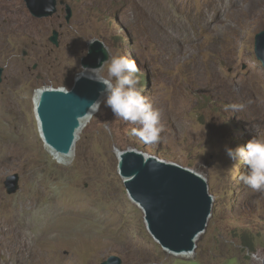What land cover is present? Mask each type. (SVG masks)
Returning <instances> with one entry per match:
<instances>
[{"label": "rangeland", "instance_id": "rangeland-1", "mask_svg": "<svg viewBox=\"0 0 264 264\" xmlns=\"http://www.w3.org/2000/svg\"><path fill=\"white\" fill-rule=\"evenodd\" d=\"M56 1L53 14L39 15L27 0H0V227L15 226L30 251L16 254L14 264H101L112 254L123 264H263L264 193L240 182L246 166L225 147L264 137V65L256 42L264 0ZM215 9L229 14L206 29L203 20ZM55 31L58 45L50 40ZM92 38L136 61L138 87L160 110L164 131L159 142L145 144L130 134L134 125L101 103L71 162L62 163L40 135L33 96L45 83L70 88ZM233 103L245 107L226 110ZM129 147L208 181L212 213L191 254L166 251L149 232L118 167ZM15 172L20 189L9 193L5 180ZM246 229L258 235L252 246L244 242Z\"/></svg>", "mask_w": 264, "mask_h": 264}, {"label": "water", "instance_id": "water-1", "mask_svg": "<svg viewBox=\"0 0 264 264\" xmlns=\"http://www.w3.org/2000/svg\"><path fill=\"white\" fill-rule=\"evenodd\" d=\"M27 2L39 15L56 11V0ZM71 17L68 8L66 19ZM50 40L58 45L59 33L55 31ZM89 41L95 42H87L88 53L81 57L83 69L76 73L70 88L45 83L35 89L33 96L40 135L50 153L62 163L71 162L80 132L95 114L89 111L90 103L104 99L99 95L102 85L89 78L87 69L98 67L100 61L106 60L105 48L110 50V47L99 38ZM256 42L261 46L257 54L264 65V31ZM3 71L0 66V82ZM37 91L40 93L36 101ZM118 167L130 197L144 211L147 228L156 241L168 252L191 254L212 213L214 194L208 181L191 168L138 147L121 151ZM5 185L9 193L18 191L19 173L8 175ZM101 264H123V259L112 254Z\"/></svg>", "mask_w": 264, "mask_h": 264}, {"label": "clouds", "instance_id": "clouds-1", "mask_svg": "<svg viewBox=\"0 0 264 264\" xmlns=\"http://www.w3.org/2000/svg\"><path fill=\"white\" fill-rule=\"evenodd\" d=\"M105 51L108 58L100 61L98 67L87 69L89 78L102 85L99 95L104 97L103 100L91 102L89 111L96 113L101 103H104L116 120L134 125L130 133L132 136L145 144L159 142L164 131L161 112L138 87L140 81L136 61L119 49L114 53L107 48ZM105 67L107 75H100ZM244 107V104L233 103L227 105L226 110H241ZM225 151L230 158L246 166L247 171L239 176L240 182L254 191L264 193V137L253 136L246 145L234 149L226 146Z\"/></svg>", "mask_w": 264, "mask_h": 264}, {"label": "bare ground", "instance_id": "bare-ground-1", "mask_svg": "<svg viewBox=\"0 0 264 264\" xmlns=\"http://www.w3.org/2000/svg\"><path fill=\"white\" fill-rule=\"evenodd\" d=\"M152 1H155V0H152ZM160 1V0H159ZM155 3V2H154ZM187 3V2H186ZM184 4V3H183ZM186 5V4H185ZM178 8V7H177ZM209 8H212V5L209 4ZM185 9V8H184ZM186 10V9H185ZM189 10V8H188ZM191 10V11H190ZM190 14H192V16L195 14V11L190 7ZM184 13V12H183ZM224 13H222L220 10L218 9H215V10H211V12L208 14L207 18L204 21V26L206 29H208L211 25V23L213 22V20L215 19H218L220 18ZM229 13L227 11L226 14H224V17L225 15L227 16ZM185 16V15H184ZM187 16V15H186ZM222 18V17H221ZM188 19V18H187ZM180 20L182 21V19L180 18ZM153 21V20H152ZM154 22V21H153ZM180 22V21H179ZM185 22V21H184ZM183 23V21H182ZM181 23V24H182ZM189 26V25H187ZM179 28V27H178ZM198 28V26H197ZM172 29V28H171ZM170 29V30H171ZM182 29V28H181ZM201 29V28H200ZM180 31V30H179ZM178 31V33H179ZM181 32V31H180ZM174 33V32H173ZM177 34V33H175ZM180 34V33H179ZM169 36V35H168ZM179 36V35H177ZM40 91H37V94H36V101H37V98H38V95H39ZM120 154L121 152L119 153V158H120ZM43 218L45 220H47L45 223H44V228L46 229L47 227H49V217L44 214ZM15 226H12L10 228H5V227H0V264H14V260L13 258H15L16 254H22V255H26L29 254L30 255V251L28 250L27 246V242L26 241H21L20 239H18L17 237V231H16V227L14 228ZM78 233V232H77ZM7 237H6V236ZM18 244L20 245L19 247H16L18 246ZM7 245H11L12 248H9ZM23 257V256H21Z\"/></svg>", "mask_w": 264, "mask_h": 264}, {"label": "trees", "instance_id": "trees-1", "mask_svg": "<svg viewBox=\"0 0 264 264\" xmlns=\"http://www.w3.org/2000/svg\"><path fill=\"white\" fill-rule=\"evenodd\" d=\"M254 49V47H253ZM255 50V49H254ZM153 146H150V148H152ZM252 222V221H251ZM250 222V223H251ZM252 224H255V226H257L258 224H256L255 222H252ZM246 236L244 238V242L247 243L246 245L248 246H252V244L255 242L256 239H258V235L252 234L250 233L249 229H246ZM254 236V237H253ZM255 238V240H254Z\"/></svg>", "mask_w": 264, "mask_h": 264}]
</instances>
